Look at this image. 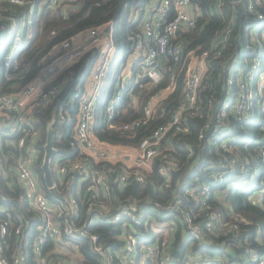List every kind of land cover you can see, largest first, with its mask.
<instances>
[{"label":"built area","instance_id":"obj_1","mask_svg":"<svg viewBox=\"0 0 264 264\" xmlns=\"http://www.w3.org/2000/svg\"><path fill=\"white\" fill-rule=\"evenodd\" d=\"M2 1L29 6V11L20 15L5 13ZM47 1L0 0V19L5 15L8 20L0 30V70H3L5 81H13L21 70L22 52L34 38L35 16L42 12ZM50 1L55 4L76 0ZM246 3L255 17L248 34L251 57L242 62L245 70L236 78L240 87L237 99L225 102L221 112L224 116L232 112L239 119L249 117L253 100L260 98L264 104V56L258 43L259 29L264 31V0H246ZM198 12L193 0H154L153 6H145L140 24L128 35L133 43L128 64L130 62L131 68L139 65L135 83L127 89L135 105L138 103V96L134 95L136 84L143 86L146 77L151 79V84L162 81L160 57L170 56L176 63L187 64L183 97L173 118L156 127L151 135L140 138L137 144L102 140L94 129L96 107L117 50L110 22L89 27L79 32L81 36L76 34L61 40L42 57V67L34 80L19 91L0 92V152L5 157L4 173L7 177L17 175V181L25 187L30 206L40 220L35 236L30 238L26 232L29 221L22 217L15 220L10 215L0 218V264H30V245L33 264H81L85 259L80 250L82 239L89 241L99 264H231L227 256L234 249L231 245L221 244L225 246L221 255H215V250L195 253L193 249L195 241L200 245L217 246L214 235L235 237L241 223L251 222L246 216L235 213H229L226 219L223 210L214 208L210 202L215 195L211 184L195 183L185 189L183 196L166 202L151 197L142 202L134 195L122 193L129 185L145 183L153 171L155 159L161 156L165 160L159 172L165 177L163 184L171 186V173L178 162L170 157V147L163 146L162 141L171 128L184 130L181 126L184 113L197 112L199 91L209 62L223 55L233 31L232 22H228L209 48L199 53L191 50L184 57V48L177 38L181 30L195 26ZM142 13L137 11L134 16L139 19ZM90 54L94 55L90 73L85 79L72 82L74 66ZM237 62L238 59H234L232 66ZM63 63L69 67L65 74L61 72ZM129 75L133 77V71L129 74L124 71L115 86L105 108L108 118L114 116L123 89L130 83ZM229 83H234L233 78H229ZM67 85L71 86L70 94L67 105H62L60 96ZM175 88L173 80L148 100L142 117L124 122L118 128L134 138L139 128L156 116L166 93L170 94ZM49 105H56L62 121L74 122L66 138L75 157H56L57 149L51 161V168L53 163L57 175L51 187L60 186V195L55 200L47 195L36 170L42 130L36 126L34 109ZM206 126H211L210 121ZM230 129L229 123L221 119L208 135V143H220L215 148L219 156L217 169L211 173L217 181L225 179V173L239 178L250 172L248 160L239 159L233 141L225 138ZM4 144L6 151L1 150ZM260 151L264 159V147ZM258 170L255 166L252 182ZM260 171L264 174V166ZM261 181L262 189L254 194V202L263 205L264 175ZM159 211L161 217L157 214ZM101 225L112 231L102 234ZM49 241L53 245L47 247ZM177 241L180 246L186 245V249H179L180 255L175 253ZM237 244L238 247L244 245L243 241ZM251 252L253 259H260L253 250ZM201 258L203 261H199ZM259 263L264 264V256Z\"/></svg>","mask_w":264,"mask_h":264},{"label":"trees","instance_id":"obj_2","mask_svg":"<svg viewBox=\"0 0 264 264\" xmlns=\"http://www.w3.org/2000/svg\"><path fill=\"white\" fill-rule=\"evenodd\" d=\"M34 1L38 3L40 0ZM99 2L100 5H98ZM149 2L150 0H76L72 3L60 1L53 4L52 1H47L43 5L42 12L35 16L32 25L34 38L22 52L23 61L17 77L13 81H5L3 70H0V92L19 91L35 79L42 67V57L61 40L72 37L89 27L112 22L113 36L117 47L116 56L96 107L94 129L102 140L111 143L137 144L140 138L151 135L156 127L173 118V112L183 97L187 70V64L184 62L176 63L170 56L160 57L158 61L163 74L162 81L151 84V79L146 77L142 81L143 86L136 84L134 95L138 96V103L135 105L131 95L127 92V89L135 83L134 80L139 67L138 64L133 65V77L129 79L130 83L127 88L123 89V97L116 106L114 116L108 118L106 105L116 90L117 82L122 79L123 69L128 64V59L133 51V43L129 40L128 35L132 29L140 24L143 18L142 12ZM193 3L199 8L196 24L192 28L181 30L177 38V41L184 48V57L191 50H196L199 53L202 49L209 48L228 22H232V34L223 50V55L209 62V69L204 75L199 91L197 112L184 113L181 125L184 130L173 127L162 141L163 146L170 147V157L178 162V167L171 173V186L167 187L163 184L165 177L159 172V167L165 158L161 156L155 159L153 171L145 183L129 185L122 193L134 195L142 202H145L146 197L166 202L172 198L183 196L185 189L195 183L207 182L211 184L215 195L210 202L214 208L223 210L226 219H229V213H235L246 216L251 222L248 224L241 223L235 237L231 234H223L218 237L214 235V244H218L217 246L200 245L198 241H195L194 252H213L215 250L213 252L215 255H221L225 251V246L231 245L236 252L234 256L227 253L231 264L238 262L240 264H260V259L264 256V199L263 205H260L258 202H254V194L262 189L261 179L264 175L263 171H260L264 166V159L260 151L264 147V104L260 98L253 100L250 115L245 119H239L232 112H228L226 116L221 115L223 104L229 100L234 101L239 95L240 87L236 78L245 70V67H241L242 62L245 58L251 57L248 34L250 27L255 22V17L247 8L246 0H193ZM2 4L5 13L20 15L29 11V6L26 5L11 4L7 1H2ZM137 11L142 14L138 21L134 22L132 19ZM4 17L5 15L0 19V30H3L2 27H5L8 22ZM259 32L261 34L260 29ZM234 59H238L235 67L232 66ZM93 61L94 55L90 54L77 63L74 66L75 77L72 82L79 78L85 79L90 73ZM229 78H233V84L229 83ZM173 80L176 82L174 91L161 101L156 116L149 124L141 126L134 138H130L118 128L124 122L142 117L148 100L168 87ZM70 89V85L64 87L60 96L62 105H67ZM34 113L36 126L42 130L40 155L36 170L44 184L47 195L55 200L60 195V186L48 187L42 169L47 133L52 123L55 131L54 142L58 149L56 157L58 155H70L73 158L75 152L66 137L74 122L73 120L62 121L56 105L37 107L34 109ZM221 119L228 122L232 128L225 138L230 142L233 141L239 159L248 160L250 172L239 178L225 173V179L217 181L211 177V173L217 169L219 156L216 155L215 148L220 146V143H208L207 139L210 138L208 135L211 129ZM208 121H210V127L206 126ZM112 124L116 126L112 127ZM202 133L204 134L203 137H201ZM1 150L6 151L5 144ZM11 160L13 161V157ZM208 160L210 163H206ZM4 161L5 157L0 152V206L4 209L0 210V218L10 215L15 220L20 217L26 219L29 221L26 232L32 238L37 232L40 220L30 206L25 187L15 178L5 175ZM255 166H258L259 170L254 176L252 189L246 191L242 187L252 179L251 175ZM52 172L54 179L57 180L53 163ZM157 214L159 217L162 215L160 211ZM99 230L104 235H108L112 231L110 227L105 225H101ZM239 241H243L242 247H238ZM223 243L225 246L221 245ZM52 245L53 242L49 241L47 247ZM29 247L30 264H33L32 245ZM185 247L186 245L180 246L179 241H177L175 253L180 255L179 249L184 250ZM80 248L85 257L81 264H99L87 239H82ZM252 250L256 254V258L260 257V259L251 257Z\"/></svg>","mask_w":264,"mask_h":264},{"label":"water","instance_id":"obj_3","mask_svg":"<svg viewBox=\"0 0 264 264\" xmlns=\"http://www.w3.org/2000/svg\"><path fill=\"white\" fill-rule=\"evenodd\" d=\"M108 31L110 28L107 29ZM54 127L52 123L49 126L48 133H47V141L45 144V158L42 165V169L44 171V179L47 186L51 187L54 185V178H53V172L51 168V161L57 152V148L55 147L54 143ZM231 255H236V252L234 249L230 250Z\"/></svg>","mask_w":264,"mask_h":264},{"label":"crops","instance_id":"obj_4","mask_svg":"<svg viewBox=\"0 0 264 264\" xmlns=\"http://www.w3.org/2000/svg\"><path fill=\"white\" fill-rule=\"evenodd\" d=\"M148 6H153L154 5V0H150V2L147 4ZM133 21H135L136 20V18L138 19V17L137 16H133ZM111 24H112V22H110ZM110 28V27H109ZM82 35V33H78L76 36H81ZM69 70V67H67L66 65H64V63L62 64V70H61V72H62V74H65V72H67ZM125 72L127 73V74H129L130 72L132 73V68H131V65H130V62H129V64H128V66H127V69H125ZM130 76V75H129ZM130 78H131V76H130ZM34 80V79H33ZM168 95V93H166V96ZM13 178H15V180H17L18 178H17V175H15ZM53 178H54V173H53ZM54 181H57L56 179H54Z\"/></svg>","mask_w":264,"mask_h":264},{"label":"rangeland","instance_id":"obj_5","mask_svg":"<svg viewBox=\"0 0 264 264\" xmlns=\"http://www.w3.org/2000/svg\"><path fill=\"white\" fill-rule=\"evenodd\" d=\"M42 5H43V4H42ZM258 43H259V45H260V47H261V50H263V56H264V31L261 32V34H260V38H259V40H258ZM127 66H128V64H127V65L125 66V68L123 69V72L125 71V69H127ZM262 108H263V107H262ZM252 186H253V182H252V180H251V181H248V182L246 183V185L242 187V189H244V190H246V191H249V190L252 189ZM199 261H203V259L201 258Z\"/></svg>","mask_w":264,"mask_h":264}]
</instances>
